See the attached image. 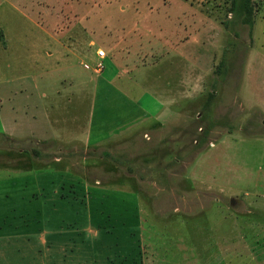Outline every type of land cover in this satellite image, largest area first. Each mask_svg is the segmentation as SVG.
Wrapping results in <instances>:
<instances>
[{"label":"rangeland","instance_id":"obj_1","mask_svg":"<svg viewBox=\"0 0 264 264\" xmlns=\"http://www.w3.org/2000/svg\"><path fill=\"white\" fill-rule=\"evenodd\" d=\"M231 1L0 0V133L6 126L18 139L0 140V231L58 230L45 247L27 244L22 264H245L237 256L246 250L264 264V0H253L252 30ZM167 15L173 69L159 64L148 76L187 72L177 56L181 38L191 55L188 96L181 100L175 82L171 122L99 147L22 142L26 103L37 111L43 92L54 98L45 81L90 72L81 65H92L84 51L69 46L74 36L99 45L118 33L111 25L104 32V21ZM70 63L74 71L61 68ZM69 98L60 99V117L90 116L89 99L74 105ZM118 100L106 104L108 117ZM30 161L58 165L24 168ZM232 226L243 233H220ZM235 237L247 249L221 245Z\"/></svg>","mask_w":264,"mask_h":264},{"label":"crops","instance_id":"obj_2","mask_svg":"<svg viewBox=\"0 0 264 264\" xmlns=\"http://www.w3.org/2000/svg\"><path fill=\"white\" fill-rule=\"evenodd\" d=\"M152 8V7H151ZM168 17H153L149 19L141 18L132 21V23L123 21L121 23L108 24L105 21L101 27L105 30H110V25L116 27L118 33L102 40L101 44H97L96 40L91 38L88 43L87 40L79 36H74L70 42V47H76L84 51L85 56L92 61V65L82 61L81 65L85 70H90L83 79L77 80L72 72L74 66L70 63L64 65L63 69L69 70L72 73L67 78H61L59 83H49L45 81L44 88L48 86L55 91L54 98L48 95L47 92L42 93V105L39 110L35 111L34 104L27 102L25 105L24 114L22 117L25 139H35L38 143H45L46 140L51 142H79L85 145H93L99 147L103 144L111 145V143L127 137L135 131L151 125L153 123L167 125L172 119L169 113H172L173 91L178 85L181 91V100L187 99L186 90L184 88L188 85L190 52L188 45L184 50L183 40H178L177 52L182 69L185 71L175 76L164 77L148 72L152 68H157L161 64V69H173V64L166 59L168 45H172L173 41L168 34L172 30L164 29L168 26L173 18ZM89 22V21H88ZM92 26V25H91ZM131 26V27H130ZM130 27V28H129ZM145 37H150L149 41H144ZM181 43V44H180ZM175 47V45H174ZM173 47V48H174ZM102 48L106 52V57L103 58L104 69L101 72H96L93 67L99 60L97 49ZM154 57V62H145L146 58ZM193 56L192 60L194 61ZM171 59V57H170ZM106 63V67H105ZM163 63V64H162ZM89 64L91 68L85 65ZM185 64V66H184ZM163 65V66H162ZM164 72V71H162ZM143 80H148L143 83ZM142 84H148L143 86ZM186 84V85H185ZM70 85V87H68ZM185 86V87H184ZM146 87V88H144ZM70 89V90H69ZM149 89H155L153 94L148 96ZM137 91V92H136ZM132 92V93H131ZM65 96L70 97L69 101H73L74 105L81 103L84 98L90 101V116L89 117H60V99ZM82 96V98H81ZM115 97H118L116 108L108 117L107 103ZM49 99L48 102H46ZM34 110V111H33ZM98 114V116H97ZM166 116V117H165ZM171 122V121H170ZM37 126V129L35 128ZM11 136L13 135L10 128H3V131ZM105 152H108L104 150ZM58 161L51 163L56 167ZM48 167L47 164L43 166L38 164V168ZM53 228H43V232L27 231L21 229H13L11 227L1 228L0 231V264H22L25 261L23 249L27 244L29 246L49 245L50 237L47 234H58V230ZM240 227L232 226L228 229L222 230V234H240ZM72 231H69V233ZM40 233V234H38ZM243 233V231L241 232ZM37 234V236H35ZM51 239H56L51 236ZM231 240L228 243H221L227 248L235 247L240 249H247L243 241ZM57 240H60L58 238ZM64 240L70 241L66 237ZM245 264H254V258L251 252L241 253L239 256Z\"/></svg>","mask_w":264,"mask_h":264},{"label":"trees","instance_id":"obj_3","mask_svg":"<svg viewBox=\"0 0 264 264\" xmlns=\"http://www.w3.org/2000/svg\"><path fill=\"white\" fill-rule=\"evenodd\" d=\"M230 10L231 12H233V14H235V16L243 23L246 24L250 27V29L252 30L255 24V10H254V5H253V0H232L231 1V5H230ZM222 64L219 65V68H221ZM218 68V69H219ZM220 71V69H219ZM0 140L4 141V142H8L10 144H14L18 139L6 134L5 132H1L0 133ZM35 141L37 144H40L37 142V140L35 139H24L22 140L23 143H27L28 141ZM27 141V142H25ZM32 153L34 154L35 157L41 158L43 157V151L40 149V147H36L33 146L31 149ZM29 150H25L24 154H28ZM7 154L12 155L13 151H7ZM22 154V153H20ZM104 155L106 156H111V154L109 152H103ZM48 165V164H47ZM24 168H31V169H35L38 168V165H35L33 163V161H30L29 163H25V165L23 166ZM22 168V167H20Z\"/></svg>","mask_w":264,"mask_h":264},{"label":"built area","instance_id":"obj_4","mask_svg":"<svg viewBox=\"0 0 264 264\" xmlns=\"http://www.w3.org/2000/svg\"><path fill=\"white\" fill-rule=\"evenodd\" d=\"M97 54H98L99 60L95 63L93 69H94L96 72H101V71H103V69H104L103 58L106 56V53H105V50H103V49H99ZM86 67H87V68H91L90 65H86Z\"/></svg>","mask_w":264,"mask_h":264},{"label":"water","instance_id":"obj_5","mask_svg":"<svg viewBox=\"0 0 264 264\" xmlns=\"http://www.w3.org/2000/svg\"><path fill=\"white\" fill-rule=\"evenodd\" d=\"M235 203V199H231V204L233 205Z\"/></svg>","mask_w":264,"mask_h":264}]
</instances>
